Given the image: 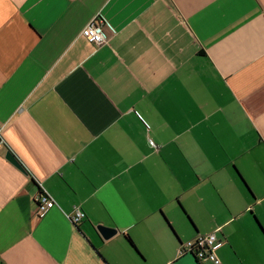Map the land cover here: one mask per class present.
<instances>
[{
    "label": "crops",
    "instance_id": "obj_1",
    "mask_svg": "<svg viewBox=\"0 0 264 264\" xmlns=\"http://www.w3.org/2000/svg\"><path fill=\"white\" fill-rule=\"evenodd\" d=\"M0 264H264V0H0Z\"/></svg>",
    "mask_w": 264,
    "mask_h": 264
},
{
    "label": "built area",
    "instance_id": "obj_2",
    "mask_svg": "<svg viewBox=\"0 0 264 264\" xmlns=\"http://www.w3.org/2000/svg\"><path fill=\"white\" fill-rule=\"evenodd\" d=\"M80 34L95 46H100L107 41L104 23L99 17H96L88 22V24H86V26H84L81 30ZM149 144L155 147L152 141H149ZM36 199L38 200L35 212V215L37 216L42 215L47 211V209L54 205V201L49 199L46 195H38ZM84 217L85 213L78 206H74L71 213L68 214V218H70L74 224L81 221ZM221 245L222 240L218 238L215 233H209L197 236L184 245L181 244L180 252L193 254L197 259L201 260L209 257L211 252Z\"/></svg>",
    "mask_w": 264,
    "mask_h": 264
},
{
    "label": "water",
    "instance_id": "obj_3",
    "mask_svg": "<svg viewBox=\"0 0 264 264\" xmlns=\"http://www.w3.org/2000/svg\"><path fill=\"white\" fill-rule=\"evenodd\" d=\"M5 158L11 162L14 166H16L20 171L26 173L27 170L25 169V167L23 166V164L20 162V160L16 157V155L12 152V150H7L5 153ZM96 230L99 232V234L101 235V237L103 239H109L111 238L113 235L116 234V229L108 227V226H103V225H97L96 226ZM190 254V253H189ZM195 259L196 257L191 254ZM197 260V259H196Z\"/></svg>",
    "mask_w": 264,
    "mask_h": 264
},
{
    "label": "trees",
    "instance_id": "obj_4",
    "mask_svg": "<svg viewBox=\"0 0 264 264\" xmlns=\"http://www.w3.org/2000/svg\"><path fill=\"white\" fill-rule=\"evenodd\" d=\"M33 183L38 187V195L45 196V195H44V192L41 190V187L39 186V183H37V182H35V181H33ZM34 203H35V207H36V206L38 205V200L35 199V200H34ZM77 224H78V223H76L75 225H77ZM123 237H124V240H125V242L127 243V245H128L130 248H132V249L135 250L134 244H133L132 240L130 239V237H129L127 234H123Z\"/></svg>",
    "mask_w": 264,
    "mask_h": 264
}]
</instances>
